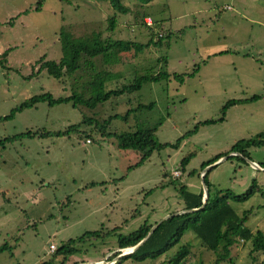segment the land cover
<instances>
[{"label": "rangeland", "instance_id": "rangeland-1", "mask_svg": "<svg viewBox=\"0 0 264 264\" xmlns=\"http://www.w3.org/2000/svg\"><path fill=\"white\" fill-rule=\"evenodd\" d=\"M37 1L0 0V245L11 250L0 251V264L49 260L54 251L48 252L49 243L56 247L93 230L99 235L77 242L79 253L63 264H112L114 259L107 258L124 251L116 247L117 235L182 210L176 191L180 184L190 192L203 191L201 174L207 165H201L226 153L235 141L254 139L264 130V0H121L130 8L126 14L114 12L103 0H40L36 9ZM142 14L151 26L143 24ZM112 15L110 30L107 18ZM61 29L74 37L99 32L109 42L146 43L162 35L159 44L135 54L110 48L98 57L97 64L109 70L105 90L130 85L144 74L166 71L168 76L143 81L137 90L110 96L94 109L38 102L2 120L32 95L70 93L67 76L56 79L37 70L40 59H59ZM253 95L257 98L248 100ZM229 99L241 102L222 110ZM149 103L151 108L125 116L128 109ZM82 117L92 123H81ZM102 120L101 135L94 124ZM205 120L214 122L200 124ZM79 122L77 130L63 136L6 140L27 130L63 131ZM151 128L158 142L182 137L180 143L155 149L133 166L138 152L120 148L117 137ZM243 151L244 157L229 152L209 164V193L228 189L240 194L254 179L255 191L247 200L227 202L237 215L249 210L244 226L264 235V170L248 162L264 166V145ZM173 170L178 176H172ZM186 242L190 251L181 264H214V253L189 228L155 259L125 258L116 264H168ZM249 249V241L236 239L228 257L216 264L250 263ZM252 255L256 263L263 258L259 252ZM61 260L54 256L51 264Z\"/></svg>", "mask_w": 264, "mask_h": 264}, {"label": "trees", "instance_id": "trees-1", "mask_svg": "<svg viewBox=\"0 0 264 264\" xmlns=\"http://www.w3.org/2000/svg\"><path fill=\"white\" fill-rule=\"evenodd\" d=\"M107 1L109 6L114 12L126 14L130 8L123 4L121 0H103ZM40 0L37 1L36 9L39 7ZM146 14H142L145 17ZM144 24V23H143ZM115 26L114 16L107 18V27L112 30ZM162 37L160 34L156 36L153 41L151 38L146 43H138L132 40L117 39L114 41H108L103 39L99 32H91L86 36L74 37L68 31L61 29L59 31L60 40V57L57 61L40 59L37 70L44 69L45 72L56 78L60 79L62 76H67L70 79V93L67 96L52 97L48 92H43L30 96L23 100L19 105L10 110V112L1 117L2 120L11 118L15 112L21 111L24 108L33 107L38 102H45L47 105L52 106L54 104L71 102L72 106L82 105L89 109H94L97 104L102 103L110 96H117L122 92L128 93L135 91L140 86L141 82L145 81H157L162 78H166L168 73L166 71H159L155 74H144L135 77L134 82L130 85H122L119 88L104 89V79L109 74V70L97 64L98 57H100L105 51L110 48H116L121 51H132L133 54L139 52L142 48L149 46L150 44L157 45ZM6 51L1 56H5ZM3 60L0 59V63ZM180 78L182 75H179ZM257 95L251 96L248 100H254ZM241 102L240 99H229L226 101L222 110L227 106ZM151 108V103L147 105H136V107L128 109L125 116L137 109ZM115 117L117 115H114ZM223 116L217 120L221 121ZM92 123V120L88 117H82L81 123ZM213 120H205L200 124L213 123ZM106 124V120H102L101 123L95 122L94 129L104 134L102 129ZM80 127V122L76 125H70L63 131H34L29 130L19 133L14 136L6 137V140H14L20 136H63L67 135L71 131H75ZM92 130V129H91ZM90 130V131H91ZM195 131V129L193 130ZM119 147L122 149H131L139 154L137 162L133 166L140 165L153 150L169 146L176 148L181 138L176 139L174 143H161L158 142L154 135V128L140 129L132 132H126L119 134ZM5 140V138H4ZM264 145V130L256 134L254 139H240L235 141L226 153L233 152L244 157L243 147L247 146H259ZM222 155H216L208 162L201 165V169L213 163ZM192 154L184 156L180 160V166L183 167L188 158ZM228 157V156H227ZM226 157V158H227ZM264 167V166H261ZM212 168L209 167L201 176L207 193L205 204L192 211L184 212L181 214H171L164 220H162L151 232V234L129 255L118 258L114 263L116 264L119 259L130 258L134 261H143L145 259H155L171 246H173L182 235L183 231L190 229L195 236L199 239L201 246L204 249L214 253V264L224 260L229 255V248L236 241H249L250 249L249 255L251 256V262L247 264H264V235L256 229L251 231L244 226V221L247 218L249 210L244 211L242 215H237L235 211L230 207L227 200L234 202H242L247 200L255 191V180L252 179L250 186L240 194H234L228 189H217L213 194L209 193V183L206 180L207 172ZM93 184V182H91ZM179 198L182 200L183 209L197 208L201 205L202 190L198 192H190L186 189L185 185L180 184L176 188ZM150 224L143 222L135 230L125 235H117L116 247L118 249L129 248L135 245L141 238L145 236ZM100 231H85L79 237L74 239H68L59 246H56L53 254L49 260L41 261L38 264H51L52 257L60 256L61 261L59 264H63L65 259L71 255L79 253V248L76 243L81 242L84 238L98 236ZM7 250L10 253V246L6 243L0 245V251ZM190 244L184 243L180 245L172 256L168 258V264H181L182 260L189 254ZM255 252L262 254L263 258L260 262H254L255 257L252 255ZM119 252H114L107 260L114 258ZM76 264V263H72ZM196 264H201L197 262Z\"/></svg>", "mask_w": 264, "mask_h": 264}, {"label": "water", "instance_id": "water-1", "mask_svg": "<svg viewBox=\"0 0 264 264\" xmlns=\"http://www.w3.org/2000/svg\"><path fill=\"white\" fill-rule=\"evenodd\" d=\"M225 157H220V158H218L216 161H214V163L213 164H216V163H218L219 161H221L222 159H224ZM248 162H249V164L251 165V166H253V167H255V169H258V170H263V168L264 167H259L258 165H256L254 162H252V161H249L248 160ZM213 164H211V165H213ZM211 165H207L206 167H204V169H203V171H202V174L209 168V167H211ZM202 174H201V176H202ZM201 182H202V186H203V191H202V198H201V205L199 206V207H197V208H190V209H183V210H180L179 212H177L176 214H181V213H184V212H192V211H194V210H196V209H198V208H200V207H202L204 204H205V202H206V198H207V193H206V188H205V184H204V182H203V180L201 179ZM169 216V215H168ZM168 216H166L165 218H167ZM164 218V219H165ZM163 219V220H164ZM162 220H160V221H158V222H156V223H154L152 226H150V228L148 229V231H147V233L145 234V236L143 237V238H141L135 245H133V246H131V247H129L130 249H129V251H127V252H125V251H123V252H121V253H119V254H117L113 259H114V261H116L118 258H120V257H123V256H126V255H129L130 253H132L133 252V250L137 247V246H139L150 234H151V232L153 231V229L161 222ZM124 250L125 249H127V248H123ZM76 264H87V263H83V262H81V263H76ZM90 264H101V263H97V262H92V263H90Z\"/></svg>", "mask_w": 264, "mask_h": 264}, {"label": "built area", "instance_id": "built-area-1", "mask_svg": "<svg viewBox=\"0 0 264 264\" xmlns=\"http://www.w3.org/2000/svg\"><path fill=\"white\" fill-rule=\"evenodd\" d=\"M142 21H143V23H144V25L145 26H151V20H150V18L149 17H147V16H145V17H143L142 18ZM160 34H158V36H159ZM84 142L85 143H89L90 142V138H85L84 139ZM256 164V163H255ZM256 165H258V164H256ZM263 170H264V168H263ZM178 174H179V172L177 171V170H173L172 171V176H178ZM55 249V245L53 244V243H49L48 244V252L49 253H51L53 250Z\"/></svg>", "mask_w": 264, "mask_h": 264}, {"label": "bare ground", "instance_id": "bare-ground-1", "mask_svg": "<svg viewBox=\"0 0 264 264\" xmlns=\"http://www.w3.org/2000/svg\"><path fill=\"white\" fill-rule=\"evenodd\" d=\"M129 249H130V248H128V249H125L124 251H125V252H127V251H129ZM89 264H90V263H89Z\"/></svg>", "mask_w": 264, "mask_h": 264}]
</instances>
